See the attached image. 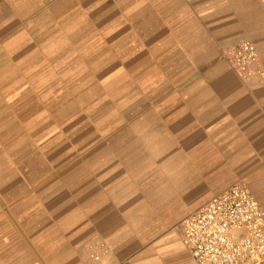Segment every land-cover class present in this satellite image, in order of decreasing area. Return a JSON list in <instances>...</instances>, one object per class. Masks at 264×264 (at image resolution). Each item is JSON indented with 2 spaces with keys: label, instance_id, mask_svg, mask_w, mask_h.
Here are the masks:
<instances>
[{
  "label": "crops",
  "instance_id": "1",
  "mask_svg": "<svg viewBox=\"0 0 264 264\" xmlns=\"http://www.w3.org/2000/svg\"><path fill=\"white\" fill-rule=\"evenodd\" d=\"M241 40L264 69V0H0V264H195L182 217L236 182L264 208Z\"/></svg>",
  "mask_w": 264,
  "mask_h": 264
},
{
  "label": "built area",
  "instance_id": "2",
  "mask_svg": "<svg viewBox=\"0 0 264 264\" xmlns=\"http://www.w3.org/2000/svg\"><path fill=\"white\" fill-rule=\"evenodd\" d=\"M222 57L242 83L264 80L257 50L249 41L227 46ZM176 228L195 264H264V208L242 182L200 204Z\"/></svg>",
  "mask_w": 264,
  "mask_h": 264
}]
</instances>
